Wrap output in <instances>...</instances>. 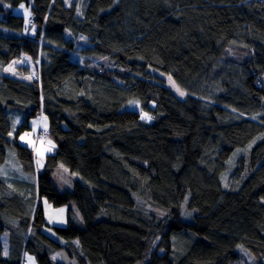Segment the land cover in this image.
I'll use <instances>...</instances> for the list:
<instances>
[{
	"label": "trees",
	"instance_id": "16d2710c",
	"mask_svg": "<svg viewBox=\"0 0 264 264\" xmlns=\"http://www.w3.org/2000/svg\"><path fill=\"white\" fill-rule=\"evenodd\" d=\"M39 102L55 149L35 202L0 176V264H21L27 232L38 264H264V0H0V165L12 146L35 170L17 137ZM59 163L79 174L71 190L54 184ZM41 197L81 214L53 225L62 243L41 230Z\"/></svg>",
	"mask_w": 264,
	"mask_h": 264
},
{
	"label": "rangeland",
	"instance_id": "374dc122",
	"mask_svg": "<svg viewBox=\"0 0 264 264\" xmlns=\"http://www.w3.org/2000/svg\"><path fill=\"white\" fill-rule=\"evenodd\" d=\"M70 1V0H67ZM67 3V2H66ZM68 4V3H67ZM13 11L17 14L22 15L25 20L28 18L30 15V10L29 7L26 6L25 4H21L18 7L14 8ZM28 27V25H27ZM87 44L85 39H83L81 36L78 37L77 39V48L83 47ZM72 57L75 58L76 60L82 61L83 56L81 53L77 50H75L72 53ZM157 73H159L162 78L164 79L165 85L173 92V94L178 98V99H184L186 97V92L185 90L176 82V80L172 77L170 73L166 72H161L158 70H155ZM183 93V94H181ZM130 108L135 109L137 112L140 113V116L142 119H145L146 121H150V117L141 111V108L139 104L136 102H132L130 105ZM7 113H9V119L10 123L13 126H18L21 121H22V110L18 109H13L12 107H8L5 109ZM14 117H13V115ZM30 127L22 131L19 136L17 137V140L19 143L28 146L30 149H32V155H33V163H34V168L32 172H27L22 169L17 156L14 152V149L12 146H8L6 149V160L4 165L6 167H1L0 168V176L2 180L6 183L9 184L10 180L17 178L19 176L14 175L16 171L21 168L24 171L25 177H28L31 179V182L33 186L36 184V174L37 170L40 171L44 159L47 154L52 153L55 149V142L51 138V136L47 135L46 139H42L41 137L34 136V133L36 132L38 125L39 127H42L44 131H48L49 128V119L46 115L43 113L36 114V116H31L30 117V122H29ZM236 152H233L232 155L230 156L227 167L225 172L222 174L221 180L226 182L227 180H230V175L232 171H230V166L234 163L235 159L233 160V157L235 156ZM15 165H17V168H15ZM225 174V175H224ZM52 179L54 181V184H56L57 188L59 190H71L73 182L77 179H79V174L76 172L70 171L66 166H64L62 163H59V165L55 168L53 174H52ZM37 200V199H36ZM41 205H42V210L45 218V224L42 226L41 230L48 236L52 237L55 241L58 243H62L63 239L60 238L56 232L54 231L53 225L56 226H65L67 223V211L68 209L71 210L73 217L75 218L76 221L82 222V217L78 209L76 208L75 204L69 203L61 206H55L51 204L45 197H41L40 199ZM140 203H142L140 201ZM185 201L182 202L181 205L182 208L181 210L183 211V216H187L188 212L186 211V204ZM159 209V208H158ZM161 213L165 214L166 211L159 209ZM157 211V210H156ZM158 213V211H157ZM160 218V216L158 215ZM27 233H25V239L21 243V260L25 264H38L37 263V258L36 255L33 251L29 250L28 248H25V240ZM22 238V235H21ZM0 240L2 243L3 247V253L6 254L8 251V245H9V233L8 231H4L0 234ZM49 257L52 261H65L68 262L64 254L59 250L54 251L49 254ZM70 262L74 263V261L69 260ZM140 264V263H137Z\"/></svg>",
	"mask_w": 264,
	"mask_h": 264
},
{
	"label": "crops",
	"instance_id": "0c3cea01",
	"mask_svg": "<svg viewBox=\"0 0 264 264\" xmlns=\"http://www.w3.org/2000/svg\"><path fill=\"white\" fill-rule=\"evenodd\" d=\"M30 122V119L28 121V124ZM6 163H3L2 165H4ZM0 165V168L1 167H6V166H2ZM15 168H17V165H15ZM16 176H19L17 178H14L12 180H10L9 184H7V191L9 190L8 194L12 193L14 195H20V196H23V198H26L27 199V202L29 200V203H30V200L32 201H36V193H35V186L36 184L34 185V189H33V184L31 182V179L28 178V177H25L24 175V171L19 168L18 171L15 172ZM30 204H29V210H30Z\"/></svg>",
	"mask_w": 264,
	"mask_h": 264
},
{
	"label": "bare ground",
	"instance_id": "6f19581e",
	"mask_svg": "<svg viewBox=\"0 0 264 264\" xmlns=\"http://www.w3.org/2000/svg\"><path fill=\"white\" fill-rule=\"evenodd\" d=\"M21 58H22L23 64H26L27 59H29L30 56H28L27 54H23V55H21ZM38 107H39V110L37 111L36 114H39L40 111L42 110V103L41 102H39ZM36 114L34 116H36ZM29 127H30V125H29ZM43 133H45V131L42 129V127H39V125H38V128H37L36 132L34 133V136L35 135H42Z\"/></svg>",
	"mask_w": 264,
	"mask_h": 264
},
{
	"label": "built area",
	"instance_id": "2783aa9c",
	"mask_svg": "<svg viewBox=\"0 0 264 264\" xmlns=\"http://www.w3.org/2000/svg\"><path fill=\"white\" fill-rule=\"evenodd\" d=\"M37 136H39L41 138H45V134L44 133L42 135H37ZM21 264H25V263L22 261Z\"/></svg>",
	"mask_w": 264,
	"mask_h": 264
},
{
	"label": "clouds",
	"instance_id": "9594fccd",
	"mask_svg": "<svg viewBox=\"0 0 264 264\" xmlns=\"http://www.w3.org/2000/svg\"><path fill=\"white\" fill-rule=\"evenodd\" d=\"M40 113H43V111L41 110V111H40ZM44 134H45V138H42V139H44V140H45V139H46V137H47V133H46V131H45V133H44ZM35 136H37V135H35ZM38 137H39V136H38ZM36 198H37V196H36Z\"/></svg>",
	"mask_w": 264,
	"mask_h": 264
},
{
	"label": "snow or ice",
	"instance_id": "6c2138e0",
	"mask_svg": "<svg viewBox=\"0 0 264 264\" xmlns=\"http://www.w3.org/2000/svg\"><path fill=\"white\" fill-rule=\"evenodd\" d=\"M181 94H183V93H181Z\"/></svg>",
	"mask_w": 264,
	"mask_h": 264
}]
</instances>
